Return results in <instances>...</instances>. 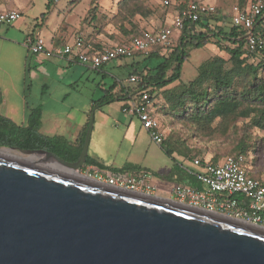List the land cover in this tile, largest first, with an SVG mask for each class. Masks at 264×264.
<instances>
[{
  "label": "water",
  "instance_id": "1",
  "mask_svg": "<svg viewBox=\"0 0 264 264\" xmlns=\"http://www.w3.org/2000/svg\"><path fill=\"white\" fill-rule=\"evenodd\" d=\"M92 122L76 161L0 155V264H264L261 226L79 173Z\"/></svg>",
  "mask_w": 264,
  "mask_h": 264
},
{
  "label": "crops",
  "instance_id": "2",
  "mask_svg": "<svg viewBox=\"0 0 264 264\" xmlns=\"http://www.w3.org/2000/svg\"><path fill=\"white\" fill-rule=\"evenodd\" d=\"M121 1L0 0V11L18 9L21 12V17L12 24L0 25V115L16 126L24 127L31 111L39 108L38 131L41 134L58 136L77 145L86 133L91 113L109 104L99 106L94 101L111 85H114L111 93L116 96L124 85V75L130 74L134 68H141L142 64L137 62H141L143 56L113 60L110 61L113 65L110 70H105L110 62L95 70L74 59L59 57L55 51L65 43H72L78 35L95 50H102L106 46L127 42L144 31H157L164 20L171 22L176 13V7H165L171 8L169 16L163 20L164 23L157 25V20L150 14L146 17H142L139 11H133V15L120 14ZM115 15L116 25L113 24ZM217 18L215 24L222 27L224 17ZM258 27L264 29V16L259 18ZM136 29L138 33L131 35ZM178 34L175 33L174 37ZM28 36L42 37L44 50L31 53L25 45ZM98 75L100 79L95 84ZM106 78H110V83L103 81ZM90 82L96 85L95 91L101 92L97 97L88 95ZM121 102L122 106L124 101ZM89 146L90 140L87 155L106 166L118 168L132 163L109 164L100 157L101 149L97 142L92 154H89ZM83 167L87 170L94 166ZM170 170L161 175L169 176Z\"/></svg>",
  "mask_w": 264,
  "mask_h": 264
},
{
  "label": "trees",
  "instance_id": "3",
  "mask_svg": "<svg viewBox=\"0 0 264 264\" xmlns=\"http://www.w3.org/2000/svg\"><path fill=\"white\" fill-rule=\"evenodd\" d=\"M129 1L131 0H122L120 3L127 4ZM246 2L247 0H239L237 4L243 6ZM133 11L127 10L126 14L133 15ZM217 17V15H209L206 19L198 20L196 23L185 24L178 34L176 43L171 45L167 53L152 52L142 57L141 62H137L139 65L142 64L141 68H134L131 72L140 75L141 80L137 84L122 85L116 96L111 93L114 87L111 85L94 103L101 106L115 99L119 101L130 100L133 97L135 99L140 90H147L152 100L153 93L160 91L165 110H169L174 116L188 118L191 123L204 129L206 133L213 131L217 125L225 124L238 117H250L251 126L264 129V78L259 73L260 67L264 68V54L247 51L244 31L241 27L231 25L228 29H224L217 24L211 25V20L217 21ZM211 39L217 48L224 51L228 57L216 54L205 59L199 63L196 74L191 79L180 82L182 65L190 57L191 50L203 47L211 42ZM247 54L261 56L262 60L257 63L248 62ZM156 112L157 107L152 100L150 113L156 117ZM215 121L216 125H213ZM39 126V108L31 111L28 124L24 127L16 126L0 115V147L41 148L53 152L66 161L73 162L78 159L85 133L79 143L73 145L61 137L41 134L38 131ZM160 145L173 161L167 177L176 183L201 188V182L188 171V168L176 162V156L182 159L187 157L188 163H191L197 155L185 156L184 152H179L171 146L169 139H163ZM248 147L249 144L245 140H239L232 149V153L227 155L244 154L249 175L264 184V180L252 169L247 155ZM222 159L209 160L218 163ZM83 165L113 171L135 172L141 169L140 166L132 163H125L118 168L109 167L89 155H86Z\"/></svg>",
  "mask_w": 264,
  "mask_h": 264
},
{
  "label": "built area",
  "instance_id": "4",
  "mask_svg": "<svg viewBox=\"0 0 264 264\" xmlns=\"http://www.w3.org/2000/svg\"><path fill=\"white\" fill-rule=\"evenodd\" d=\"M161 4L176 7V13L169 24H163L157 31H144L127 42L106 46L102 50H95L78 35L72 43L58 48L55 54L74 59L92 69H99L117 59L137 55L144 57L152 52L165 54L171 49L174 34L180 33L185 24L196 23L215 13V6L203 0H161ZM263 14L264 0H247L245 5L236 4L231 8V24L243 29L246 49L250 53L264 54V29L258 27ZM20 17L18 9L0 11V25L12 24ZM25 45L31 53L42 52L45 48L40 36H28ZM140 80V75L136 73H131L127 79L130 84H137ZM151 105L148 91L140 90L135 99L124 101L121 109L135 116L140 126L150 133L151 139L161 144L163 138L159 132V122L150 113ZM189 164L197 167L186 166L202 187L175 183L172 188L175 201L264 228V184L249 175L244 154L227 155L218 163L195 157ZM86 172L85 175L117 188L154 194V186L149 182L151 173L147 169L130 172L92 167Z\"/></svg>",
  "mask_w": 264,
  "mask_h": 264
},
{
  "label": "rangeland",
  "instance_id": "5",
  "mask_svg": "<svg viewBox=\"0 0 264 264\" xmlns=\"http://www.w3.org/2000/svg\"><path fill=\"white\" fill-rule=\"evenodd\" d=\"M203 1L212 2L211 4L215 6L214 16L224 17L223 21L219 20V22H223L221 24L224 29L231 27V8L239 0ZM119 9L121 10L120 14L127 10L139 11L142 17L150 14L157 20V25L164 22V24L170 23V21H165L164 19L169 16L168 13H170L171 8H165L159 0H131L127 4L120 3ZM215 22V20H211V24H215ZM113 24L116 25V15L113 18ZM138 31L136 29L131 35L137 34ZM177 37H174L172 45L176 43ZM216 54L225 58L228 57L224 51L217 48L212 39L211 42L203 47L192 49L190 57L182 65L180 82L191 79L196 74L199 63ZM246 59L248 62L257 63L262 60V57L247 54ZM153 62L154 60L152 59ZM112 66V62L108 63L105 66V70H110ZM259 73L264 78V68L260 67ZM94 74L93 72L92 76ZM130 74H126L123 77V84L126 86L129 85L127 79ZM99 79L100 76L98 75L95 79V84ZM103 81L110 83L111 80L106 78ZM95 84L93 85L90 82L87 85L89 97H92V95L97 97L101 94L99 90H94ZM152 100L157 107L156 117L159 122V132L163 139H169L171 146L177 151L184 152L185 156L197 155V157L202 159L216 158L220 160L225 155L232 153V149L239 140H245L249 144L247 155L249 156L252 169L256 175L264 180V129L251 126L250 117H238L235 120H229L225 124L217 125L213 131L206 133L204 129L202 130L191 123L188 118L174 116L169 110H165L163 108L165 106L164 100L160 91L153 93ZM121 103L119 100H114L104 105L102 109L93 111L89 154H92L94 144L97 142L101 149L100 157L105 162L117 166L125 162H132L146 168L151 173L149 182L154 186V195L173 199L172 188L176 182L161 175V173L167 172L173 166L172 159L164 152L160 144L151 139L150 133L139 125V121L135 117L122 111ZM213 125H216V121ZM0 148L9 149L16 154H20L17 150L9 147ZM185 158L182 159L176 156V162L197 169L192 164H188L187 157ZM78 172L87 173L83 165L78 168Z\"/></svg>",
  "mask_w": 264,
  "mask_h": 264
},
{
  "label": "bare ground",
  "instance_id": "6",
  "mask_svg": "<svg viewBox=\"0 0 264 264\" xmlns=\"http://www.w3.org/2000/svg\"><path fill=\"white\" fill-rule=\"evenodd\" d=\"M0 155L7 156V157H14V158H19V159L25 160V157H21L20 154H16V153L12 152L9 149L0 148ZM27 160L33 161V162H42V163L46 164V166H48L50 168H53V169H56V170H60V171H63V172H67V173H70V172L72 173V170H70L69 168H67V167H65L63 165H60L58 162H56L53 159H46V158H44L43 155H30Z\"/></svg>",
  "mask_w": 264,
  "mask_h": 264
}]
</instances>
